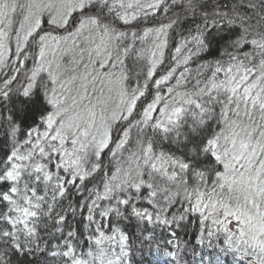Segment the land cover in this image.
Here are the masks:
<instances>
[{"label": "snow or ice", "instance_id": "obj_1", "mask_svg": "<svg viewBox=\"0 0 264 264\" xmlns=\"http://www.w3.org/2000/svg\"><path fill=\"white\" fill-rule=\"evenodd\" d=\"M9 63L24 71L0 81V102L23 98L0 110V243L13 255L45 253L66 226L58 264H124L120 221L179 227L198 213L238 264H264V0H0Z\"/></svg>", "mask_w": 264, "mask_h": 264}, {"label": "trees", "instance_id": "obj_2", "mask_svg": "<svg viewBox=\"0 0 264 264\" xmlns=\"http://www.w3.org/2000/svg\"><path fill=\"white\" fill-rule=\"evenodd\" d=\"M221 3L230 6L231 0H221ZM161 19H164L163 14L156 17V20ZM198 22L199 17L187 18L181 21L172 32V38L179 40L188 29L194 27V23ZM133 27H136L135 22ZM12 59L15 60L16 57H12ZM16 67H19V65H16ZM125 67L132 73L133 77L139 74L141 82L143 81L141 64L137 63L134 54L126 59ZM161 71L163 70L161 69ZM13 72L14 70L10 69L9 65L4 67V70L2 68L0 70V81L12 76ZM23 75L24 72L20 75L21 79ZM18 86L19 82L12 85L13 89ZM22 99L20 96L13 95L10 101L0 102V110L10 111L13 106L20 104ZM37 108L38 105H30L29 112H35ZM5 143V129L0 128V152L5 150ZM172 211L175 212L177 209ZM64 214L67 216L68 224L73 228L80 227L85 236L87 235L88 229L80 223L81 218L79 216L74 218L67 213ZM119 227L128 237L125 241L126 256L124 257V264H238L237 258L228 252L223 244L225 233L218 231L217 227L211 225L209 221L202 224L198 213L189 214L187 219L180 222L179 227L175 224L161 225L158 222L139 221L135 217L120 221ZM67 230L66 226L62 227L61 232L54 233V238L47 237L42 233V235H45V239L50 241L41 244L42 247L46 248L45 253H37L28 257L18 253L13 255L12 251L2 243H0V251L7 253L6 258L11 264H58L57 258H53L49 253L55 250L57 240L63 234H66ZM207 230H211L214 235L208 237ZM49 231H51V228Z\"/></svg>", "mask_w": 264, "mask_h": 264}, {"label": "rangeland", "instance_id": "obj_3", "mask_svg": "<svg viewBox=\"0 0 264 264\" xmlns=\"http://www.w3.org/2000/svg\"><path fill=\"white\" fill-rule=\"evenodd\" d=\"M21 2H24V0H21ZM20 19H21V17L20 16H17V18H16V26L18 27L19 26V22H20ZM42 27H44L45 29H47L48 28V25H46V24H42ZM13 48H14V44H13ZM14 57V56H13ZM15 58V57H14ZM16 59H17V57H16ZM7 65H9L10 66V69H12V70H14V72L12 73V76L14 75V76H17L18 74H19V76L20 75H22V73L24 72L23 71V69H21V71L18 73V72H16L15 71V69H14V66L11 64V63H9V64H7ZM6 65V66H7ZM6 66H4V67H6ZM4 67H0V70H2V68H3V70H4ZM29 67H31V63H29ZM24 76V75H23ZM23 78V77H22Z\"/></svg>", "mask_w": 264, "mask_h": 264}]
</instances>
